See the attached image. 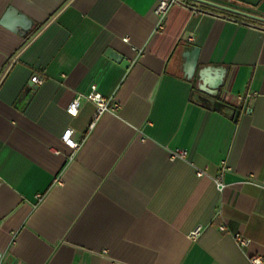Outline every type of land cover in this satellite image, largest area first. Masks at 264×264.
Wrapping results in <instances>:
<instances>
[{
	"label": "crops",
	"instance_id": "crops-1",
	"mask_svg": "<svg viewBox=\"0 0 264 264\" xmlns=\"http://www.w3.org/2000/svg\"><path fill=\"white\" fill-rule=\"evenodd\" d=\"M158 1L0 0L5 264L264 255V26L191 0L159 26ZM92 85L116 104L95 120Z\"/></svg>",
	"mask_w": 264,
	"mask_h": 264
},
{
	"label": "built area",
	"instance_id": "built-area-1",
	"mask_svg": "<svg viewBox=\"0 0 264 264\" xmlns=\"http://www.w3.org/2000/svg\"><path fill=\"white\" fill-rule=\"evenodd\" d=\"M178 3L185 4V0H159L156 3L155 8H154V12L159 17V22H158L159 26H161V22L165 16L166 12L168 11L169 7L173 4H178ZM125 40H127V38H125ZM31 80H33L35 82H41L42 77H40L38 75H33L31 77ZM80 96L81 95H78L73 101H71L69 103V106H68L69 112L75 113L77 111V107H78L79 101H80ZM86 97L88 99H90L92 102H94L96 105V113L94 116V120L97 119L104 111L114 110L116 108V104L115 103L111 104L99 91H97L95 85L91 86V91L86 95ZM91 125H93V123H91ZM70 132H71V129L65 130V132L63 134V139L71 147H77L78 143H76L75 141H73L69 137ZM176 155L177 154H175L173 156H176ZM178 155H183V152L179 151ZM216 181H217V184L220 188H222L224 186L223 182L221 181V174L219 175V177H217ZM196 232L197 231H194V234ZM235 238H236L237 242L242 244V245H246L250 241V239H248L247 237H244L243 235H241L239 233L235 234ZM249 259H250L252 264H264V255H262V254L254 253L249 257ZM0 264H5L3 261V253L1 251H0Z\"/></svg>",
	"mask_w": 264,
	"mask_h": 264
},
{
	"label": "water",
	"instance_id": "water-1",
	"mask_svg": "<svg viewBox=\"0 0 264 264\" xmlns=\"http://www.w3.org/2000/svg\"><path fill=\"white\" fill-rule=\"evenodd\" d=\"M191 1L199 3V4L207 5L210 7H214V8L223 10V11H227V12H230L233 14L241 15V16H244V17L249 18V19L261 21L264 23V16H260V15L242 10V9L235 7V6H232V5L221 4V3L211 1V0H191ZM237 1L249 4L252 6H256L260 0H237ZM189 58H190L189 64H191V67H192V65L195 64V53L192 52ZM208 102L212 103L213 106L217 107L218 109H231L227 105L221 104L214 99H208ZM231 113L233 114L234 118H236L238 115L237 110L235 111V110L231 109Z\"/></svg>",
	"mask_w": 264,
	"mask_h": 264
},
{
	"label": "trees",
	"instance_id": "trees-1",
	"mask_svg": "<svg viewBox=\"0 0 264 264\" xmlns=\"http://www.w3.org/2000/svg\"><path fill=\"white\" fill-rule=\"evenodd\" d=\"M188 2H189V0H188ZM200 5H201V7L203 9L212 10L214 12H218V13H220L222 15H225V16H228V17H233V18L238 19V20H248V21H251V22H254V23H257L259 25L264 26V23L261 22V21L249 19V18H246L244 16L233 14V13H230V12H227V11H223V10H220V9H217V8H214V7H210V6H207V5H203V4H200Z\"/></svg>",
	"mask_w": 264,
	"mask_h": 264
}]
</instances>
